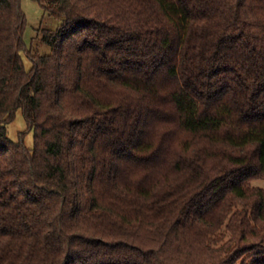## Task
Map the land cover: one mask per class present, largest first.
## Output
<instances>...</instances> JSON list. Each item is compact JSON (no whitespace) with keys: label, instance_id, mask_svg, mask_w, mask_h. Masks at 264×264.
<instances>
[{"label":"trees","instance_id":"trees-1","mask_svg":"<svg viewBox=\"0 0 264 264\" xmlns=\"http://www.w3.org/2000/svg\"><path fill=\"white\" fill-rule=\"evenodd\" d=\"M41 6L43 56L0 0V264H264V0Z\"/></svg>","mask_w":264,"mask_h":264},{"label":"rangeland","instance_id":"rangeland-1","mask_svg":"<svg viewBox=\"0 0 264 264\" xmlns=\"http://www.w3.org/2000/svg\"><path fill=\"white\" fill-rule=\"evenodd\" d=\"M43 0H21V8L27 19L24 32V42L28 52L39 56L50 54L51 48L42 42L43 31H55L62 23L50 16L41 6ZM22 58L27 70L32 68V62L25 53ZM7 135L13 142H23L27 149L34 148V132L27 126L22 110L16 112L14 120L7 125ZM254 188L264 190V180H254Z\"/></svg>","mask_w":264,"mask_h":264}]
</instances>
